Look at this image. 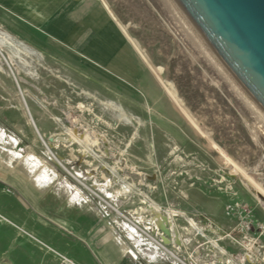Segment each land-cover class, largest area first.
<instances>
[{
	"label": "rangeland",
	"instance_id": "obj_1",
	"mask_svg": "<svg viewBox=\"0 0 264 264\" xmlns=\"http://www.w3.org/2000/svg\"><path fill=\"white\" fill-rule=\"evenodd\" d=\"M107 1L169 99L123 95L56 44L0 26V264H78L83 241L61 218L87 207L118 238L127 224L157 241L174 226L186 264H264V131L153 0Z\"/></svg>",
	"mask_w": 264,
	"mask_h": 264
},
{
	"label": "crops",
	"instance_id": "obj_2",
	"mask_svg": "<svg viewBox=\"0 0 264 264\" xmlns=\"http://www.w3.org/2000/svg\"><path fill=\"white\" fill-rule=\"evenodd\" d=\"M0 26L29 44H56L63 57L72 56L78 65L91 67L115 88L126 91L123 95L135 96L140 90L153 100L166 95L142 53L156 65L107 0H0ZM92 211L85 208L77 222L61 218L83 241L71 247L78 264H178L150 239L131 231L129 224L118 238L112 229L114 220L105 222Z\"/></svg>",
	"mask_w": 264,
	"mask_h": 264
},
{
	"label": "water",
	"instance_id": "obj_3",
	"mask_svg": "<svg viewBox=\"0 0 264 264\" xmlns=\"http://www.w3.org/2000/svg\"><path fill=\"white\" fill-rule=\"evenodd\" d=\"M153 2L227 96L264 131V0Z\"/></svg>",
	"mask_w": 264,
	"mask_h": 264
},
{
	"label": "bare ground",
	"instance_id": "obj_4",
	"mask_svg": "<svg viewBox=\"0 0 264 264\" xmlns=\"http://www.w3.org/2000/svg\"><path fill=\"white\" fill-rule=\"evenodd\" d=\"M0 44H4L3 43V39H0ZM107 105V104H106ZM27 109V107H26ZM29 109H27L26 114L28 116V119L30 121V123L33 121L30 116L31 113L30 111H28ZM129 118V117H128ZM130 119V118H129ZM34 128L36 129L34 123L32 122ZM37 131V130H36ZM42 139V138H41ZM43 141V139H42ZM44 142V141H43ZM48 152L50 153V156L53 158V160L55 161V163L57 165H62L61 162L53 155V153L48 150ZM63 167V165H62ZM105 203V205L110 208L112 211H114L118 216H121L122 218H125V216L122 215V213L118 210V208L112 204H110L109 202L103 201ZM160 229H163L165 231V233H167L168 235L161 234V238L159 241H157L156 239H154L152 237V235H148V237L155 242L156 245H158L159 247H161L162 249H164L170 256H172L173 258H175L176 260H178L181 263H184V261L181 259L180 255L177 254L178 252H176V250H178L177 245H180L181 243V238L179 236V233L177 231V229L174 226H171L170 230H167L165 228V226L160 225ZM130 229H132V226L129 225ZM135 228V227H134ZM142 235V234H141ZM146 235V234H145ZM250 245V244H249ZM62 259H64V261L68 262L69 264H72L70 262V260H68L66 257L62 256Z\"/></svg>",
	"mask_w": 264,
	"mask_h": 264
},
{
	"label": "built area",
	"instance_id": "obj_5",
	"mask_svg": "<svg viewBox=\"0 0 264 264\" xmlns=\"http://www.w3.org/2000/svg\"><path fill=\"white\" fill-rule=\"evenodd\" d=\"M241 206L243 207L244 205H243V204H242V205H241V204L238 205V207H241ZM248 229H250L249 226H248ZM174 259H175V258H174ZM177 261H178V260H177ZM178 262H179V261H178ZM65 263H66V262H65ZM179 263H181V262H179ZM181 264H186V263L184 262V263H181Z\"/></svg>",
	"mask_w": 264,
	"mask_h": 264
}]
</instances>
